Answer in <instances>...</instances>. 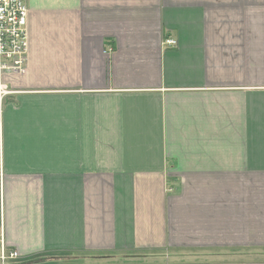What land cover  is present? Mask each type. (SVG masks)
<instances>
[{
  "label": "crops",
  "instance_id": "crops-1",
  "mask_svg": "<svg viewBox=\"0 0 264 264\" xmlns=\"http://www.w3.org/2000/svg\"><path fill=\"white\" fill-rule=\"evenodd\" d=\"M25 2L6 264H264V0Z\"/></svg>",
  "mask_w": 264,
  "mask_h": 264
},
{
  "label": "built area",
  "instance_id": "built-area-1",
  "mask_svg": "<svg viewBox=\"0 0 264 264\" xmlns=\"http://www.w3.org/2000/svg\"><path fill=\"white\" fill-rule=\"evenodd\" d=\"M27 15L25 0H0V104L6 95L15 92L10 89L5 76L26 72ZM164 44L174 46L176 40L168 37ZM17 256L15 249L6 246L3 227L0 226V264H6L8 259Z\"/></svg>",
  "mask_w": 264,
  "mask_h": 264
}]
</instances>
